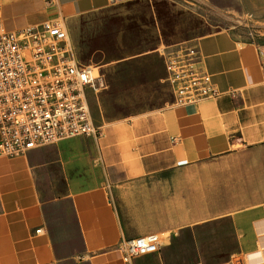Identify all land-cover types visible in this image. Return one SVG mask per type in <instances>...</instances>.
Returning <instances> with one entry per match:
<instances>
[{"label":"crops","instance_id":"crops-1","mask_svg":"<svg viewBox=\"0 0 264 264\" xmlns=\"http://www.w3.org/2000/svg\"><path fill=\"white\" fill-rule=\"evenodd\" d=\"M142 12L151 0H0V29L64 22L107 81L87 90L98 138L0 153V264H264V46L204 27L164 43ZM185 43L218 96L177 103L164 52ZM115 98L133 110L111 114ZM148 234L159 251L125 262L118 243Z\"/></svg>","mask_w":264,"mask_h":264},{"label":"built area","instance_id":"built-area-1","mask_svg":"<svg viewBox=\"0 0 264 264\" xmlns=\"http://www.w3.org/2000/svg\"><path fill=\"white\" fill-rule=\"evenodd\" d=\"M164 58L178 104L219 95L197 45H178L165 51ZM261 72L264 78V62ZM99 79L96 66L78 60L64 22L0 29V153L14 157L77 137L98 138L102 130L94 123L87 90L99 88ZM160 244L159 234H148L124 239L117 247L130 263L159 251ZM226 264L245 263L238 255Z\"/></svg>","mask_w":264,"mask_h":264},{"label":"rangeland","instance_id":"rangeland-1","mask_svg":"<svg viewBox=\"0 0 264 264\" xmlns=\"http://www.w3.org/2000/svg\"><path fill=\"white\" fill-rule=\"evenodd\" d=\"M151 4L154 13L142 12V15L151 19V27H156L164 43L182 38L189 30L204 27L206 30L229 29L264 46V0H151ZM140 15L136 13L138 18ZM76 53L80 62H87L89 53ZM98 83L101 92L104 91L106 76L100 75ZM123 106L115 98L107 110L111 114L133 110Z\"/></svg>","mask_w":264,"mask_h":264}]
</instances>
